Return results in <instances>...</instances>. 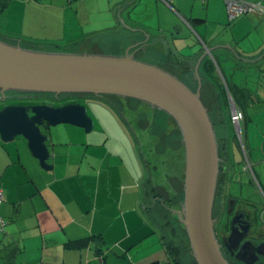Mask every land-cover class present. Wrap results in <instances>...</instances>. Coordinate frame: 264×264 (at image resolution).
Here are the masks:
<instances>
[{
	"label": "crops",
	"instance_id": "0c3cea01",
	"mask_svg": "<svg viewBox=\"0 0 264 264\" xmlns=\"http://www.w3.org/2000/svg\"><path fill=\"white\" fill-rule=\"evenodd\" d=\"M26 1L29 0H22L20 7L25 18L24 12L33 8L26 6ZM125 1L107 0L112 10L89 6L72 9V0H65V7L70 5L69 13L82 17L85 13L104 17L105 12L115 9V16L123 19L117 25L140 34L132 40H143L148 53L155 54L161 67L165 65L168 67L165 69H172L176 76L191 82L200 81V95L206 109L214 116L215 128L229 135L228 121L236 134L230 122L233 109L230 93L226 92L225 99L222 98L216 85L199 72V67L195 71L197 55L205 51L204 48L209 49L211 56L208 57L215 64V76L221 83L249 93L242 106L232 101L244 115L240 124L245 148L243 158L250 168H262L256 174L252 171L264 196V14L251 12L228 25L226 0H199L198 9H195L196 0L190 8H185L182 0L167 3L149 0L150 11L157 18L156 26L140 27L134 23L129 10L145 0H129L124 4ZM236 1L264 8V0ZM156 3L161 4V9ZM129 5L131 7L127 8ZM177 14L180 21L173 24L170 15L176 19ZM185 24L200 44L198 41L195 44ZM172 28L176 33L167 35L174 46L169 47L165 44V32ZM183 28L189 35L175 38V34L185 33ZM197 44L199 48L185 55L184 48L192 49ZM226 46L233 53L225 49ZM224 54L230 58L228 64L225 63L227 58L220 57ZM226 66L228 74L224 72ZM174 72L171 71L173 75ZM101 102L109 109L99 107L107 119L105 124L100 122L103 128L99 130L93 127L87 134L69 125L42 129L49 137L46 146L51 169L48 171L40 167L24 139L18 137L8 143L0 140V193L3 196L0 219L5 220L0 236V264H148L152 261L169 264L164 236L149 218L147 172L140 144L125 126L122 116L112 108L109 103L112 99ZM113 111L125 125L117 122ZM118 124L119 129L111 135L108 130L117 128ZM119 136L121 138H117ZM252 143L256 144L253 149ZM230 161L228 159V163ZM253 194L257 198L252 202L262 207L260 196L256 191ZM235 197L228 200L238 205Z\"/></svg>",
	"mask_w": 264,
	"mask_h": 264
},
{
	"label": "water",
	"instance_id": "95a60500",
	"mask_svg": "<svg viewBox=\"0 0 264 264\" xmlns=\"http://www.w3.org/2000/svg\"><path fill=\"white\" fill-rule=\"evenodd\" d=\"M224 48L233 53L230 47ZM130 50L121 56L53 53L0 40V98L4 100L7 93L54 96L50 104H12L0 109V140L8 143L18 137L24 139L31 155L48 171L49 137L43 134V127L69 125L87 134L94 127L86 105L53 103L63 99L102 101L106 97H120L158 109L171 118L182 136L184 196L182 211L176 214L185 229L192 258L195 264H228L213 231L212 206L220 158L214 126L201 101L200 81L193 91L163 68L137 60ZM204 50L197 55L195 71L205 57L211 56L209 49ZM235 130L242 140L240 124ZM251 176L257 182L253 172ZM246 216L239 212L232 219L230 233L222 245L236 261L253 264L264 254V243L246 240L252 226ZM239 219L242 223L237 225Z\"/></svg>",
	"mask_w": 264,
	"mask_h": 264
},
{
	"label": "rangeland",
	"instance_id": "374dc122",
	"mask_svg": "<svg viewBox=\"0 0 264 264\" xmlns=\"http://www.w3.org/2000/svg\"><path fill=\"white\" fill-rule=\"evenodd\" d=\"M21 1L22 0H11L8 8L0 14V40L8 42L12 45L19 44L22 48L25 49L53 53L63 51L64 53H88L121 56L125 52V50L132 45V39H135L136 36H140V34H138L136 31H128L127 27L122 28L119 24L117 25V23H120L123 19L116 17L117 13L115 9H113V13L111 11L105 12L104 17H96L95 15H88L86 13L85 16L82 17L81 15H72V12L69 13L70 9L68 8V6L70 7V5H67L66 8L65 0H29L26 1L25 5L31 6L33 8L29 7L28 10L24 12V14L26 15L25 18L23 16V12L20 11V7L22 6ZM128 1L129 0H126L124 4H126ZM148 1L149 0H145L143 4L139 3V6L137 5L136 8L133 5L134 8L132 10H129V13L132 16L131 18L134 20V23L137 26H156L155 23L157 22V18L154 17L152 11H150L151 5L150 3H148ZM194 1L195 0H182L181 3L185 5V8H190V5ZM171 4L168 6L172 9ZM155 5H157V7L159 6V8L161 9V4L156 3ZM80 6H89L94 9H100V7H102L106 10L110 8V4L108 5L107 0H88L84 1V3H75V1L72 0V9L79 8ZM130 7L131 6L129 5L127 8ZM199 7V0H196L195 9H198ZM145 8H148L147 11H145ZM110 9L112 10V8ZM162 12L163 11H160V15H163ZM79 14L81 13L79 12ZM171 17L172 16L170 15L169 19L170 22L172 19L173 24H177L178 21H180L179 15L178 17H176L177 20ZM187 25L186 27L189 26ZM172 29L166 30L165 32V44L169 47L174 46L170 40V37H168L167 35L172 32L176 33L175 29ZM183 29L185 30V33L182 32L180 34L179 32V34H175L174 37L178 39L180 37L188 36L189 32L187 31V29ZM181 30L179 29V31ZM189 30L190 33L194 36L193 41L196 44L197 41L199 42V40L197 39L193 31H191V29ZM32 41H34V43H31ZM77 42H81L82 45H74ZM175 44L180 45L179 41H175ZM199 44L194 45L192 49L184 48V50H186L184 51L185 55L190 53L191 50L199 48ZM219 50L220 49L215 51ZM154 56L155 54L150 53L145 55L139 54L137 60L159 66L160 60ZM225 56L226 55L224 54L220 57L225 58ZM225 61L224 62L228 64V59H226ZM163 66L165 68H168L165 65ZM220 66L223 67V65L221 64ZM165 68L164 70L168 71V69ZM224 69V72L228 74V66H226ZM169 70L170 73L171 71L174 72V70L172 69ZM174 74L176 73L174 72ZM40 98H44L49 101H52L54 99L52 97L53 99L51 100L49 96ZM59 98H64V96H60ZM107 98L114 100L112 104H114L119 109V114L124 119L126 125L121 120V118L118 117V115L113 111L115 117H117V119L119 120L118 121L115 118L117 122H119L121 125L124 124L125 126H127V128L129 127L136 141L140 144L141 156L146 166L147 172V179L145 182L147 189L146 204L150 210L149 218L156 225L162 228V231H164L167 237H169V240L175 241V245L177 248H180L181 253L179 256V261H182L185 264H195L192 258L185 229L183 228L182 224L179 221V217L176 214L182 211L184 196V168L182 166V163H184L183 148L182 140L178 141L179 138H177L178 132L176 125L165 114L158 112L156 109L154 110L145 103L126 100L120 97H106L102 101H105ZM19 102L21 101L10 99L5 101L0 99V109H2L5 105H21ZM80 103L87 106L88 116L93 120L94 128L96 130H99V127H102L100 122H102L103 124L107 123L106 117L103 116L102 112L99 110V107L109 109L107 108L106 104L104 105L103 102L93 99L81 100ZM208 114L212 121L214 116L211 112H209ZM227 124L229 125L230 131L228 138L230 158L232 162H237L236 168H238L239 171L240 169H243L244 165L246 167V162H242L243 156L239 152V149L235 144L233 132L234 130L228 123V121ZM215 126L216 125H214L216 138L220 145L222 141L221 136L224 135V133L223 131H220V129L215 128ZM118 129L119 124L117 128L113 130L109 129L108 131L112 135L114 132L116 133ZM82 131L84 132V130ZM117 138L121 137L119 136ZM255 145V143H252L251 148L253 149ZM220 152L221 150L219 151V157ZM251 162H253L252 158ZM153 166H158L159 170L154 169ZM252 169L256 174V172L262 168L259 167L255 169V167L252 166ZM250 174L252 175V172H250ZM221 176L223 175L220 174L219 179L222 178ZM234 178L235 180H233L229 184L228 178H226L225 180L227 183L226 190L231 191V194L236 196L247 195V198L249 197L248 195H251L249 197V200L252 201H255L257 198V196L253 194V191H256V193L260 196L258 197L263 206H258L254 211H256L255 216L257 218V221L261 225V223H264V196L259 191L258 182H256L254 178H252V183H249V175L243 173H240V176H234ZM180 190L182 191L181 198L179 195ZM154 194L159 197V200H154ZM217 198L215 201L216 203L218 202ZM251 208V203H246L242 207V209L245 210H250ZM167 209L171 210V212H167ZM215 212L216 210L214 209V213Z\"/></svg>",
	"mask_w": 264,
	"mask_h": 264
},
{
	"label": "flooded vegetation",
	"instance_id": "af4514ba",
	"mask_svg": "<svg viewBox=\"0 0 264 264\" xmlns=\"http://www.w3.org/2000/svg\"><path fill=\"white\" fill-rule=\"evenodd\" d=\"M133 40V43L130 47V52L134 53V57L137 59V57L140 55H145L148 53V50L146 49V44L143 40L135 41ZM82 45V44H81ZM80 45V46H81ZM127 50V49H126ZM125 50V51H126ZM177 77V76H176ZM11 94V95H9ZM14 96V97H13ZM49 96V98L52 100L54 96L52 95H45V94H19V93H7L5 94L4 100H18L21 105H37V104H44L48 103L50 104L52 101H49L47 99H41L40 97ZM53 97V98H52ZM2 99V98H0ZM3 100V99H2ZM44 100V101H43ZM114 100L112 99V102ZM81 100H74V99H63L61 103H53L54 106H59L60 104H68V103H80ZM109 102V103H112ZM45 128V127H43ZM220 163H219V174H218V180H217V186L212 206V219L214 221L213 224V231L216 237V240L218 244L220 245V251L224 259L227 261L228 264H244L243 262L236 261L234 259L233 255H230L228 252V249L224 248L222 245L223 239H227L228 235L230 233L231 229V222L232 219L236 217L239 212L245 213L246 219L251 223V230L248 234L246 240H250L255 244L264 243V223L259 224L257 221L256 216L252 212H248L245 209H242L243 205H236L234 202L228 200V191L226 190V178H228V156L226 155V149H221L220 152ZM222 165V166H221ZM222 168V170H221ZM222 174V178L219 179V175ZM218 196V198H217ZM216 198L218 199V202L216 203ZM214 209L216 212L214 213ZM242 223V219H239L237 222L238 224ZM253 264H264V254L260 255L257 260Z\"/></svg>",
	"mask_w": 264,
	"mask_h": 264
},
{
	"label": "trees",
	"instance_id": "16d2710c",
	"mask_svg": "<svg viewBox=\"0 0 264 264\" xmlns=\"http://www.w3.org/2000/svg\"><path fill=\"white\" fill-rule=\"evenodd\" d=\"M228 0H226V2H227ZM9 2H10V0H0V14L1 13H3L6 9H7V6H8V4H9ZM239 2H241V1H239ZM241 3H243V2H241ZM244 4H247V3H244ZM249 13H251V12H249ZM257 13V12H256ZM260 13V12H259ZM248 13H246V14H242V15H240V16H238L236 19H234V20H229L228 19V16H227V20H228V25H230V24H233L236 20H238L240 17H243V16H246ZM261 14V13H260ZM262 14H264V13H262ZM226 15H227V12H226ZM16 41V40H15ZM18 41V40H17ZM19 41H21V40H19ZM82 42V41H81ZM81 42H77L76 44H74V45H77V46H80L82 43ZM28 43H29V41H28ZM31 43H34V41H32ZM30 43V44H31ZM38 43H41V42H38ZM54 46H57V45H54ZM67 47V46H66ZM61 52H63V51H61ZM160 67H161V64L159 65ZM163 68V67H162ZM164 69V68H163ZM169 71V70H168ZM199 72L203 75V77L205 78V80H208L209 82H211V83H213V84H215L216 85V87L218 88V90H219V95L223 98L224 97V99H225V96H226V92L228 93H230V96H231V98H232V100L234 101V103H236V104H238V105H241V103H243V101L244 100H246L247 99V96L249 95V93L246 91V90H244V89H239V88H235V87H233V88H231V87H229L228 86V84L226 85V87L224 86V84L223 83H221V81H220V79H218L216 76H215V64L213 63V60L212 59H210L209 57H205V59H203L202 60V62H201V64H200V66H199ZM175 75V74H174ZM184 84H186L190 89H192L193 91H195V89H196V86H197V82L195 81V82H191L189 79L188 80H186L184 77H182V76H177ZM192 86V87H191ZM115 98V97H114ZM117 98V97H116ZM126 100H129V99H126ZM133 101H135V100H133ZM201 101H202V103L204 104V106L206 107V108H208L207 107V105L204 103V100L202 99V97H201ZM135 102H138V101H135ZM112 106V108H114L118 113H119V109L114 105V104H112L111 105ZM242 106V105H241ZM151 107V106H150ZM151 108H153V107H151ZM154 110H155V108H153ZM158 112H161V111H159L158 109H156ZM241 111V110H240ZM242 112V111H241ZM161 113H163V112H161ZM209 113V112H208ZM163 114H165V113H163ZM166 115V114H165ZM167 116V115H166ZM168 117V116H167ZM243 117H244V115H243ZM169 119L171 120V118L169 117ZM243 120H244V118H243ZM213 121V120H212ZM173 122V121H172ZM230 122H231V120H230ZM243 122V121H242ZM174 123V122H173ZM232 123V122H231ZM175 124V123H174ZM176 125V124H175ZM214 126V125H213ZM177 127V126H176ZM131 131V130H130ZM132 132V131H131ZM177 134H178V137L177 138H179V140L178 141H181L182 140V136H181V133H180V131H179V129H178V127H177ZM241 133H242V131H241ZM133 134V133H132ZM228 138H229V135H228V132L227 133H225L224 135H222L221 136V144L219 145V143H218V141H217V144H218V151H220L221 149H223V147H224V149H226V155L228 156V159L229 160H231V158H230V154H229V140H228ZM234 140H235V144L237 145V147H238V149H239V152L242 154V156H243V152H242V149H241V147H240V145H239V143H238V139H237V136H236V134H234ZM182 148H183V143H182ZM220 149V150H219ZM183 161H184V149H183ZM231 162V161H230ZM229 162V166H228V184L229 183H231L233 180H235V178H234V176H240V173H243V174H246V175H249V183H252V176H251V174H250V172H249V170L248 169H246V167H245V165H244V167H243V169H240L239 171H238V168H236V164H237V162H235V161H233L232 163H230ZM242 162H244L245 163V160H244V158H243V160H242ZM185 163H182V166H183V168H184V165ZM154 167V169H156V170H159V167L158 166H153ZM233 167H234V169H233ZM240 172V173H239ZM251 172H253L252 171V168H251ZM254 174V173H253ZM242 175V174H241ZM184 177V176H183ZM146 179H147V176H146ZM181 189V188H180ZM182 191L180 190V192H179V195H180V198H181V193ZM155 195V194H154ZM231 196H233L232 194H228V197H231ZM249 197L251 196V195H248ZM249 197L247 198V195H244V196H241V195H238V196H236L234 199H236L237 200V204L238 205H244V204H246V203H251V205H252V208L250 209V210H247L248 212L250 211V212H252L254 215H256V211H254L255 210V207L257 208V205L256 204H254L253 202H252V200H249ZM159 197L158 196H154V200H159L158 199ZM168 211L167 212H171V210H169V209H167ZM4 221V223H5V220H3ZM168 223V222H167ZM166 224V223H165ZM4 226H1L0 227V236L2 235V233H3V231H4V228H3ZM159 227V226H158ZM160 228V227H159ZM184 228V227H183ZM174 229V228H173ZM160 230H161V233H162V235L164 236L163 237V245H164V248H165V250H166V252H167V254H168V256H169V260H170V262H169V264H185L184 262H182V261H179V259H180V253H181V251H180V248H177L176 247V245H175V241H172V240H169V237H167V235L165 234V232L164 231H162V228H160ZM175 230V229H174ZM173 230V231H174ZM169 234H170V232H169ZM172 235V234H171ZM148 264H158V262H156V261H152V262H149Z\"/></svg>",
	"mask_w": 264,
	"mask_h": 264
},
{
	"label": "built area",
	"instance_id": "2783aa9c",
	"mask_svg": "<svg viewBox=\"0 0 264 264\" xmlns=\"http://www.w3.org/2000/svg\"><path fill=\"white\" fill-rule=\"evenodd\" d=\"M164 2H168V0H163ZM226 12H227V16L229 20H234L236 19L238 16L242 15V14H246L249 12H260V13H264V8H262L259 4H244L241 2H235L232 0H228L226 2ZM243 113L234 108L232 109V113H231V117L230 120L232 122V124L234 125V127H236L237 125L241 124L243 121ZM238 139V137H237ZM238 143L242 149V152L245 156V151H244V145H243V141L238 139ZM247 162V161H246ZM246 169H248L251 172V168L250 165L246 164ZM3 201V196L0 193V203ZM4 226V221L2 219H0V227Z\"/></svg>",
	"mask_w": 264,
	"mask_h": 264
},
{
	"label": "bare ground",
	"instance_id": "6f19581e",
	"mask_svg": "<svg viewBox=\"0 0 264 264\" xmlns=\"http://www.w3.org/2000/svg\"><path fill=\"white\" fill-rule=\"evenodd\" d=\"M232 1H235V2H239V1H236V0H232ZM169 72V71H168ZM172 74V73H171ZM175 76V75H174ZM178 78V77H177ZM179 79V78H178ZM180 80V79H179ZM181 81V80H180Z\"/></svg>",
	"mask_w": 264,
	"mask_h": 264
}]
</instances>
